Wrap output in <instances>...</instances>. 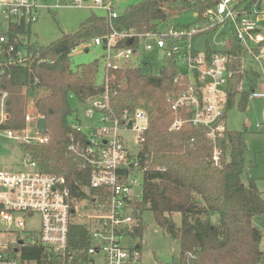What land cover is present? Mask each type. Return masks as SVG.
<instances>
[{"label": "built area", "instance_id": "2783aa9c", "mask_svg": "<svg viewBox=\"0 0 264 264\" xmlns=\"http://www.w3.org/2000/svg\"><path fill=\"white\" fill-rule=\"evenodd\" d=\"M64 0L51 5L40 0H0V75L6 66L24 64L29 56L24 43L15 44L8 31L11 24H21L32 33L31 26L40 18L43 9L51 10L65 6L99 7L107 11V31L87 42L72 47L69 56L90 45L103 48V71L100 84L104 90L86 100V123L81 125L73 113L68 133L67 152L80 170L86 172L85 185L74 193L65 176L42 171L37 159L26 146L48 140L47 132L37 128L41 114L34 106L35 96L25 104L24 124L21 128L8 127L10 114L7 110L8 92L0 90V134L11 139L20 149L22 168L7 169L0 166V264H140V244L124 246L121 239L134 235L142 228L140 196L134 192L139 185L138 176L145 178L150 171L164 170L154 166L153 157L144 150L145 133L149 118L141 109L114 111L109 96L107 70L127 66H142L148 62L135 63L134 57L152 48L162 49L169 60L182 62L184 71L176 67L173 78L175 90L166 94L173 120L169 130L179 129L184 123L206 128V136L213 143L209 160L218 164L221 150L216 139L226 129L225 109L228 100L229 82L233 75L232 59L226 50L231 33L243 48L241 62L245 67L248 56L262 70L264 63V25L244 19L249 12L244 0H199L211 5L201 9L192 1L195 21L190 26L168 22V15L155 22L154 28H119L115 19L120 15L112 0ZM241 1V2H240ZM181 11V10H180ZM170 13V12H169ZM168 13V14H169ZM256 20H264V0L257 3ZM164 25L162 30L159 26ZM215 27L213 45L205 40L204 50L194 47V38ZM212 30V31H214ZM132 39L131 43L129 40ZM208 47L212 50L207 53ZM142 62V63H141ZM166 62V63H167ZM258 72V71H257ZM262 73V71H261ZM248 93V98H264V73ZM248 88L244 80L238 88ZM258 87V88H257ZM264 131V122L256 125ZM130 135V136H129ZM144 187V186H143ZM38 215L36 228H28L26 221ZM73 217L81 220L74 222ZM73 224L86 226L84 245L70 243V227ZM27 227V228H26ZM81 244L83 246H81ZM32 247L39 248L35 258L25 257Z\"/></svg>", "mask_w": 264, "mask_h": 264}, {"label": "trees", "instance_id": "16d2710c", "mask_svg": "<svg viewBox=\"0 0 264 264\" xmlns=\"http://www.w3.org/2000/svg\"><path fill=\"white\" fill-rule=\"evenodd\" d=\"M195 1L201 9L211 5L199 0H141L130 5L114 20L119 28H154L155 22L166 17L168 3H177L181 9ZM247 6L260 0H244ZM241 2V1H240ZM196 20V19H195ZM194 22L182 24L190 26ZM104 16L92 14L71 32L63 33L49 44L30 41L29 30L21 24H11L8 35L15 44L24 43L29 53L24 64L6 66L0 75V90L8 92V127L21 128L24 124V87L37 94L34 106L46 119L48 140L26 146L42 171L66 177L76 194L86 183V172L79 169L73 156L67 152L68 133L73 109L69 95L86 100L104 90L97 81L96 59L71 66L69 51L75 45L107 31ZM212 27L207 30H214ZM264 44V42H263ZM226 50L232 59L233 75L229 82L226 109L238 97V106L244 109L249 91L256 85L258 72L243 67V48L231 33ZM212 50L207 44V53ZM127 66L107 70L109 96L114 111L141 109L149 118L144 150L154 160V166L164 170L150 171L144 181L142 202L155 214V219L166 232L180 243V255L173 264H255L264 259L260 249L261 230L252 222L264 214V199L253 178L243 179L247 150L243 132L226 129L216 139L221 150L218 164L209 160L213 143L206 136V128L184 123L179 129L169 130L173 120L166 94L174 91L175 60H169L157 69ZM246 81L248 88L237 86ZM34 93V92H33ZM28 95V93H27ZM225 109V117H226ZM179 212L181 223L176 226L171 214ZM141 230L137 228L135 233ZM85 225L70 227V243L84 245ZM81 244V246H83ZM39 248L25 253L35 258Z\"/></svg>", "mask_w": 264, "mask_h": 264}, {"label": "rangeland", "instance_id": "374dc122", "mask_svg": "<svg viewBox=\"0 0 264 264\" xmlns=\"http://www.w3.org/2000/svg\"><path fill=\"white\" fill-rule=\"evenodd\" d=\"M43 3L54 5L56 3L64 4V0H40ZM116 9L120 12H124L130 5L135 4L141 0H112ZM191 1V0H190ZM248 1V0H247ZM89 3L90 0L85 1ZM245 1L242 3L244 6ZM257 3L251 4L248 9L249 12L245 13L244 19L248 21H256L258 25H264V20H256L254 11L256 10ZM165 12L168 15V22H172L175 25L186 24L195 21L193 8L190 5H186L184 8L178 7L177 3H168ZM181 10V11H180ZM170 12V13H169ZM107 13L106 10L94 7L89 8L87 6H65L61 5L58 8L41 11L40 18L37 22L31 26L32 33L29 35L30 41H37L40 44H49L55 41L65 32H71L76 30L82 22H84L89 16L95 14L97 16H104ZM169 13V14H168ZM166 14V13H165ZM2 29L5 28V20H1ZM164 25L159 26V30H162ZM220 28H216L214 31L198 34L194 38V47L197 50H204L205 40L210 45H213L214 39H216L215 33H218ZM139 54L134 57L135 63L143 61H149L152 69H157L159 66H163L167 62L165 52L160 48H152L150 50L143 51L140 47ZM104 50L99 45H90L87 50H80L71 55V66L81 63H88L94 59L98 61V74L97 81L100 82L103 71L102 55ZM142 63V62H141ZM179 71H184L185 66L182 62L176 65ZM245 67L260 72L261 76L264 73V63L262 70L260 66L253 62L248 56L245 59ZM258 88V87H257ZM34 92V93H33ZM23 93H25V103L31 96H36V92L32 89L24 87ZM28 93V95H27ZM238 97L235 102L226 109V127L229 130L242 131L244 140L246 143V171L248 170L256 181L257 186L264 192V131L257 129L258 123L264 122V98L251 97L247 99V103L244 109L238 106ZM70 107L73 109V118L83 125L86 123L85 113L88 109L86 103H79L76 99H69ZM130 136V135H129ZM23 157L20 149L16 144L3 135L0 134V166L7 169H20L22 168ZM139 185L134 189V192L140 196V202L137 204L141 207L142 216V228L139 233L126 236L121 239V243L124 246L132 247L136 244H140L142 251V259L140 264H173L176 262L180 255V243L177 239L173 238L168 232H166L160 225L157 224L154 212L148 208L146 204L142 202L144 177L138 176ZM171 219L176 226L181 223V214L174 212L171 214ZM81 219L79 217H73L72 221L77 222ZM253 224L259 226L263 231L264 236V215L255 217ZM38 224V215L33 216L26 221L28 228H36ZM26 227V228H27ZM2 237L0 236V239ZM259 247L264 248V242L259 244ZM255 264H264L263 261H257Z\"/></svg>", "mask_w": 264, "mask_h": 264}, {"label": "crops", "instance_id": "0c3cea01", "mask_svg": "<svg viewBox=\"0 0 264 264\" xmlns=\"http://www.w3.org/2000/svg\"><path fill=\"white\" fill-rule=\"evenodd\" d=\"M262 67H263V65H262ZM252 178L253 176L250 174V172L247 170L246 171V168H245V172H244V174H243V179L244 180H246V179H248V178ZM255 183H256V181H255ZM257 185V184H256ZM258 187V186H257ZM258 189L261 191V193H262V197H263V199H264V192H263V190H261L259 187H258ZM261 215H264V214H261ZM261 215H259V216H261ZM259 216H255V217H259ZM255 217H253V219L255 218ZM252 219V220H253ZM253 222V221H252ZM255 226H257L256 224H254ZM260 230H261V241H260V243H263L264 242V236H263V231H262V229L259 227V226H257ZM260 249L264 252V248H261L260 247ZM264 260V259H263Z\"/></svg>", "mask_w": 264, "mask_h": 264}, {"label": "water", "instance_id": "95a60500", "mask_svg": "<svg viewBox=\"0 0 264 264\" xmlns=\"http://www.w3.org/2000/svg\"><path fill=\"white\" fill-rule=\"evenodd\" d=\"M132 39L129 40L131 43ZM37 128L42 132H47L46 128V119L44 117H40L36 122ZM260 261H263V258L260 259Z\"/></svg>", "mask_w": 264, "mask_h": 264}]
</instances>
